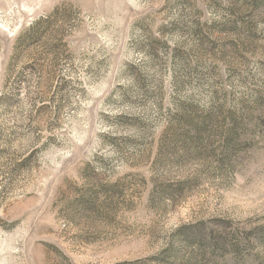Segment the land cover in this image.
<instances>
[{"label": "rangeland", "instance_id": "374dc122", "mask_svg": "<svg viewBox=\"0 0 264 264\" xmlns=\"http://www.w3.org/2000/svg\"><path fill=\"white\" fill-rule=\"evenodd\" d=\"M263 4L0 0V264H264Z\"/></svg>", "mask_w": 264, "mask_h": 264}, {"label": "trees", "instance_id": "16d2710c", "mask_svg": "<svg viewBox=\"0 0 264 264\" xmlns=\"http://www.w3.org/2000/svg\"><path fill=\"white\" fill-rule=\"evenodd\" d=\"M263 6H264V4H263ZM37 26H33L32 29L28 32V34L25 37L21 38V40L19 39V44H24L26 39L27 40L28 39H30V40L36 39V35L38 34V31H39ZM19 47L20 46H18L17 48H19ZM7 102H8V98H6L4 96L2 98H0V106H1V103H4V105L7 106Z\"/></svg>", "mask_w": 264, "mask_h": 264}]
</instances>
